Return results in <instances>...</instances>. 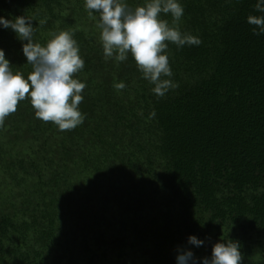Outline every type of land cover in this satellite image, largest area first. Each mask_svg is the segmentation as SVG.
<instances>
[{"label": "trees", "instance_id": "1", "mask_svg": "<svg viewBox=\"0 0 264 264\" xmlns=\"http://www.w3.org/2000/svg\"><path fill=\"white\" fill-rule=\"evenodd\" d=\"M179 3L180 31L202 43L165 42L162 78L178 87L158 97L130 53L105 58L84 0H0V16L33 21L34 42L74 33L85 66L73 78L86 83L74 129L37 119L28 98L0 125V264H176L178 248L210 257L221 239L264 264V35L247 22L264 13L257 0ZM22 43L0 27L27 78Z\"/></svg>", "mask_w": 264, "mask_h": 264}, {"label": "clouds", "instance_id": "2", "mask_svg": "<svg viewBox=\"0 0 264 264\" xmlns=\"http://www.w3.org/2000/svg\"><path fill=\"white\" fill-rule=\"evenodd\" d=\"M84 6L90 17L98 15L97 27L101 30L105 58L124 62L130 53L142 78L154 85L152 91L158 97L178 87L172 79L162 78L173 76L165 42L181 48L202 43L199 37L180 31L184 7L179 0H151L135 9L126 0H84ZM255 9L264 13V0H257ZM169 13L173 26L161 18V14ZM32 22L25 15L14 19L0 16V27L11 29L21 42L26 41L22 43V53L32 67L27 78L21 71L14 72L5 51L0 49V125L17 111L19 102L28 98L37 119L52 122L62 131L74 129L85 119L78 106L84 99L86 83L73 78L85 66L79 44L70 31L52 33L46 45L34 42L36 27ZM247 22L256 26L252 29L254 35H264V15L249 16ZM115 87L123 90L126 85L119 82ZM155 115L153 111L150 118ZM187 243L199 248L205 241L192 235ZM177 252L176 264H243L241 245L231 239L216 242L210 257H196L187 248H178Z\"/></svg>", "mask_w": 264, "mask_h": 264}]
</instances>
